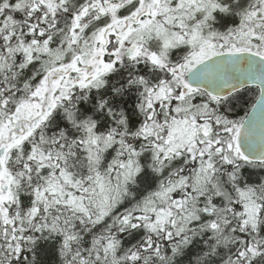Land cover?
Masks as SVG:
<instances>
[{
  "label": "snow or ice",
  "instance_id": "obj_1",
  "mask_svg": "<svg viewBox=\"0 0 264 264\" xmlns=\"http://www.w3.org/2000/svg\"><path fill=\"white\" fill-rule=\"evenodd\" d=\"M0 264H264V0H0Z\"/></svg>",
  "mask_w": 264,
  "mask_h": 264
}]
</instances>
